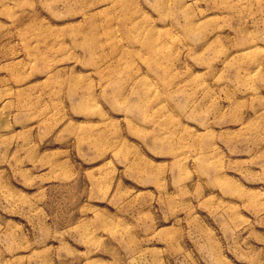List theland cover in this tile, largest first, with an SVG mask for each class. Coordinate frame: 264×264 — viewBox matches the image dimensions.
<instances>
[{"label": "rangeland", "instance_id": "obj_1", "mask_svg": "<svg viewBox=\"0 0 264 264\" xmlns=\"http://www.w3.org/2000/svg\"><path fill=\"white\" fill-rule=\"evenodd\" d=\"M0 264H264V0H0Z\"/></svg>", "mask_w": 264, "mask_h": 264}, {"label": "bare ground", "instance_id": "obj_2", "mask_svg": "<svg viewBox=\"0 0 264 264\" xmlns=\"http://www.w3.org/2000/svg\"><path fill=\"white\" fill-rule=\"evenodd\" d=\"M148 47H149V50L156 53V50L159 48V45L158 43L151 38V40L148 41Z\"/></svg>", "mask_w": 264, "mask_h": 264}]
</instances>
